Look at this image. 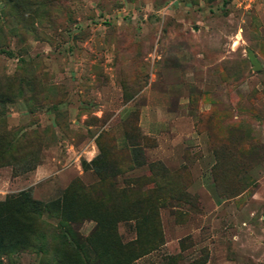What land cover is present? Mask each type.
Instances as JSON below:
<instances>
[{
    "label": "rangeland",
    "instance_id": "1",
    "mask_svg": "<svg viewBox=\"0 0 264 264\" xmlns=\"http://www.w3.org/2000/svg\"><path fill=\"white\" fill-rule=\"evenodd\" d=\"M0 98V202L76 218L0 264H264V0H0Z\"/></svg>",
    "mask_w": 264,
    "mask_h": 264
},
{
    "label": "trees",
    "instance_id": "2",
    "mask_svg": "<svg viewBox=\"0 0 264 264\" xmlns=\"http://www.w3.org/2000/svg\"><path fill=\"white\" fill-rule=\"evenodd\" d=\"M4 151L5 147L0 144V161L4 157ZM43 213H54L69 225L76 224L75 212L67 195L61 200L42 203L33 200L25 191L0 202V255L8 256L32 247L38 218Z\"/></svg>",
    "mask_w": 264,
    "mask_h": 264
},
{
    "label": "water",
    "instance_id": "3",
    "mask_svg": "<svg viewBox=\"0 0 264 264\" xmlns=\"http://www.w3.org/2000/svg\"><path fill=\"white\" fill-rule=\"evenodd\" d=\"M249 58H250V60H251V63H252L253 66H254L253 69H254L255 71L259 70V69H260V66H259L258 62L256 61L255 56H254L253 54H250V55H249Z\"/></svg>",
    "mask_w": 264,
    "mask_h": 264
}]
</instances>
